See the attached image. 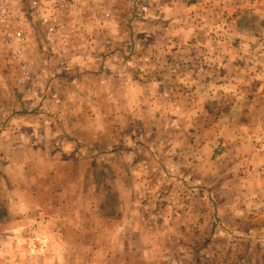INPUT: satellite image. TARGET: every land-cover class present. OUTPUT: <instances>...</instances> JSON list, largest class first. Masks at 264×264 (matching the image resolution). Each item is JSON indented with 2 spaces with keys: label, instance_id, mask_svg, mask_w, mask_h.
Here are the masks:
<instances>
[{
  "label": "clouds",
  "instance_id": "clouds-1",
  "mask_svg": "<svg viewBox=\"0 0 264 264\" xmlns=\"http://www.w3.org/2000/svg\"><path fill=\"white\" fill-rule=\"evenodd\" d=\"M0 264H264V0H0Z\"/></svg>",
  "mask_w": 264,
  "mask_h": 264
}]
</instances>
